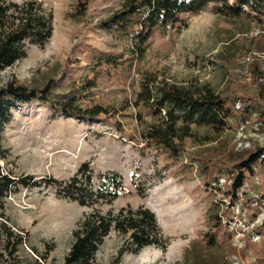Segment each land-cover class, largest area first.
I'll return each mask as SVG.
<instances>
[{"label":"rangeland","instance_id":"rangeland-1","mask_svg":"<svg viewBox=\"0 0 264 264\" xmlns=\"http://www.w3.org/2000/svg\"><path fill=\"white\" fill-rule=\"evenodd\" d=\"M35 1L52 14V35L42 46L27 42L25 56L0 72V85L13 81L35 88L53 80L55 98L76 96L81 108L117 110L83 120L39 102L13 105L1 137L8 154L0 158V170L31 178L29 187L19 186L5 199L9 225L25 239L19 256H32L35 249L47 255L46 264H63L72 231L93 208L109 216L146 209L157 242L134 251L132 231L111 227L92 264H264V154L235 200L226 193L234 177L228 168L218 181L205 176L209 161L246 159L264 149V117L255 100L257 94L264 100V65L259 77L250 70L254 60L264 62V20L232 17L209 3L198 13H179L177 23L155 27L135 46L101 26L121 0ZM145 72L178 87L230 96L243 86L249 99L236 100L221 132L191 123L192 136L170 158L145 147L140 135L152 117L130 104ZM83 163L91 189L103 196L92 207L64 197L59 184L46 183L69 180ZM151 203L160 205V216Z\"/></svg>","mask_w":264,"mask_h":264},{"label":"trees","instance_id":"trees-1","mask_svg":"<svg viewBox=\"0 0 264 264\" xmlns=\"http://www.w3.org/2000/svg\"><path fill=\"white\" fill-rule=\"evenodd\" d=\"M209 3L221 5V11L232 17L246 15L264 20V0H121L119 8L102 21L101 26L105 30L113 28L138 46L148 39L155 27L171 26L179 21V13L195 14ZM82 14L80 11L79 15ZM52 31V14L40 2L26 0L16 3L0 0V72L25 56L27 42L42 46L51 37ZM131 51L135 50L131 48ZM262 64L264 62L260 60H254L251 64L250 70L255 77L263 75L260 71ZM53 83L50 80L35 88L13 81L0 85L1 159H5L8 154L2 146L1 137L5 125L12 117L11 109L15 103L39 102L56 112L83 120H98L101 116L111 117L116 113L117 109L109 110L100 105L81 108L76 96L67 99L55 98L52 95ZM248 93L249 89L247 91L243 86L234 96L215 93L207 88L191 90L173 85L165 79L157 80L154 73L145 72L141 74L136 99L130 104L135 109H145L152 117V121L140 135L145 147L176 158L183 150L185 140L192 136L191 123L208 126L215 132L225 130L235 112L234 103L239 99H249ZM258 96L260 94H257L255 100L261 106L264 117V100ZM125 109L121 108L120 111ZM263 154L264 149H259L256 153L249 154L246 159L209 161L205 166L209 168L205 176L207 180L218 181L228 171L234 173L230 189L226 193L231 200H235L247 175L253 174L252 164ZM227 168L229 170L224 171ZM91 178L88 164L83 163L69 180L60 182L48 179L46 183L59 184L64 197L81 206L92 207L103 196L99 191L91 189ZM30 179V176L4 175L0 170V264L47 263V255L38 254L35 249H32V256H19L25 239L21 233L12 229L5 214V199L19 186L29 187ZM111 181L113 187L119 185L114 175ZM111 194L112 198L116 196V192ZM220 225L221 219L218 218L216 226ZM111 227L124 234L132 231L130 239L135 246L134 251L157 242L154 217L148 210H128L126 215L120 210L116 216H109L93 208L72 231L73 241L63 264H92L99 245ZM123 252V249L119 250L118 259Z\"/></svg>","mask_w":264,"mask_h":264},{"label":"bare ground","instance_id":"bare-ground-1","mask_svg":"<svg viewBox=\"0 0 264 264\" xmlns=\"http://www.w3.org/2000/svg\"><path fill=\"white\" fill-rule=\"evenodd\" d=\"M166 192V191H165ZM151 208H152V210L156 213V215L158 214V216H160L161 215V209H160V205H156V204H153V203H151Z\"/></svg>","mask_w":264,"mask_h":264}]
</instances>
